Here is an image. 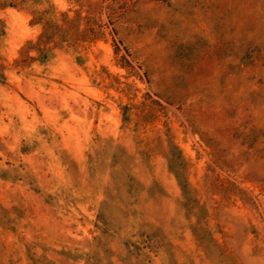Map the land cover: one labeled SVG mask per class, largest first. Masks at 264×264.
Masks as SVG:
<instances>
[{
  "label": "rangeland",
  "instance_id": "obj_1",
  "mask_svg": "<svg viewBox=\"0 0 264 264\" xmlns=\"http://www.w3.org/2000/svg\"><path fill=\"white\" fill-rule=\"evenodd\" d=\"M0 264H264V0H0Z\"/></svg>",
  "mask_w": 264,
  "mask_h": 264
}]
</instances>
